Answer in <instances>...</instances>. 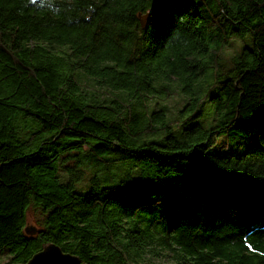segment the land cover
<instances>
[{"label":"trees","instance_id":"obj_1","mask_svg":"<svg viewBox=\"0 0 264 264\" xmlns=\"http://www.w3.org/2000/svg\"><path fill=\"white\" fill-rule=\"evenodd\" d=\"M49 244L264 264V0H0V255Z\"/></svg>","mask_w":264,"mask_h":264},{"label":"rangeland","instance_id":"obj_2","mask_svg":"<svg viewBox=\"0 0 264 264\" xmlns=\"http://www.w3.org/2000/svg\"><path fill=\"white\" fill-rule=\"evenodd\" d=\"M247 42V39L243 40H235L234 43L229 46L226 49L225 53V63L229 67V69L232 67V60L233 57H235L236 54H238L245 46ZM241 52L237 55L239 56ZM187 100H185L184 97H174L172 100L169 101L167 104L169 107V115L174 114H180V111L182 110L183 106L186 104ZM154 104L152 103V106ZM159 108H157L158 110ZM42 217L41 211L34 208L33 210H30L28 213V224L26 228V232L28 235H35V233L38 231V223L40 222V219ZM11 259V255L8 251L4 252L0 255V264H7L9 260ZM155 261L159 262L160 264H164L163 261H168V258H166V254H162L160 257H156Z\"/></svg>","mask_w":264,"mask_h":264},{"label":"water","instance_id":"obj_3","mask_svg":"<svg viewBox=\"0 0 264 264\" xmlns=\"http://www.w3.org/2000/svg\"><path fill=\"white\" fill-rule=\"evenodd\" d=\"M39 1V0H38ZM140 22L142 24L143 29H146L147 23V16L141 17ZM49 249H55L63 259L69 260L68 264H87L81 260V258L77 255H73L71 253H66L62 250V248L56 244H49L43 248L40 252L34 254L32 258L25 264H35V260L38 256L44 255ZM12 264H19V263H12Z\"/></svg>","mask_w":264,"mask_h":264},{"label":"snow or ice","instance_id":"obj_4","mask_svg":"<svg viewBox=\"0 0 264 264\" xmlns=\"http://www.w3.org/2000/svg\"><path fill=\"white\" fill-rule=\"evenodd\" d=\"M35 3V0H32ZM69 260L63 259L55 249H49L42 256H38L35 264H68Z\"/></svg>","mask_w":264,"mask_h":264},{"label":"bare ground","instance_id":"obj_5","mask_svg":"<svg viewBox=\"0 0 264 264\" xmlns=\"http://www.w3.org/2000/svg\"><path fill=\"white\" fill-rule=\"evenodd\" d=\"M211 83V82H210Z\"/></svg>","mask_w":264,"mask_h":264}]
</instances>
